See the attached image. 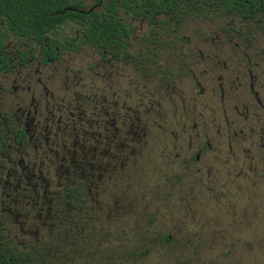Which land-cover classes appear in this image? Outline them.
Listing matches in <instances>:
<instances>
[{"label":"flooded vegetation","instance_id":"af4514ba","mask_svg":"<svg viewBox=\"0 0 264 264\" xmlns=\"http://www.w3.org/2000/svg\"><path fill=\"white\" fill-rule=\"evenodd\" d=\"M152 125L198 205L258 188L264 0H0V264L59 261Z\"/></svg>","mask_w":264,"mask_h":264},{"label":"rangeland","instance_id":"374dc122","mask_svg":"<svg viewBox=\"0 0 264 264\" xmlns=\"http://www.w3.org/2000/svg\"><path fill=\"white\" fill-rule=\"evenodd\" d=\"M148 134L117 188L98 190L103 204L85 206L62 241H46L63 251L59 261L47 255L46 264H264V173L253 178L258 188L242 196L236 185L217 182L216 194L206 186L205 203L198 205V180L175 181L174 165L161 155V127L149 126Z\"/></svg>","mask_w":264,"mask_h":264},{"label":"trees","instance_id":"16d2710c","mask_svg":"<svg viewBox=\"0 0 264 264\" xmlns=\"http://www.w3.org/2000/svg\"><path fill=\"white\" fill-rule=\"evenodd\" d=\"M164 239H165V237H164ZM166 240V239H165Z\"/></svg>","mask_w":264,"mask_h":264}]
</instances>
